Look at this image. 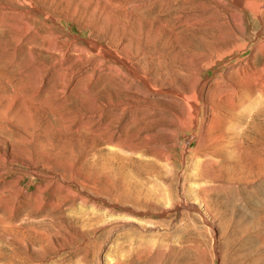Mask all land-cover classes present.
Listing matches in <instances>:
<instances>
[{
  "label": "rangeland",
  "instance_id": "obj_1",
  "mask_svg": "<svg viewBox=\"0 0 264 264\" xmlns=\"http://www.w3.org/2000/svg\"><path fill=\"white\" fill-rule=\"evenodd\" d=\"M263 2L0 0V264H264V128L247 137L264 127V37L249 77L214 69L209 125L173 139L147 120L170 107L120 109L135 77L103 67L142 49L191 66L190 84L205 51L176 21L208 23L216 54L235 21L255 37Z\"/></svg>",
  "mask_w": 264,
  "mask_h": 264
},
{
  "label": "bare ground",
  "instance_id": "obj_2",
  "mask_svg": "<svg viewBox=\"0 0 264 264\" xmlns=\"http://www.w3.org/2000/svg\"><path fill=\"white\" fill-rule=\"evenodd\" d=\"M258 6L264 10V2ZM175 7L178 8L179 6L175 5ZM259 19L260 24L264 22L263 17H260ZM177 21L176 30L182 36L184 45L192 51H205L202 59L200 58L201 60L200 63H198V68H194L195 70L193 72L191 71L193 74L192 76L195 78L190 84L185 85L183 83L185 80L183 79L186 74L189 75L190 70H192L191 66L190 68L188 66L183 67L175 61L177 58L174 60L169 57L167 59L159 56H152L150 53H147L142 49L138 50L135 55L126 57L118 53L115 54L116 49L109 48V46L106 51L110 56H112V54L115 55L108 59L107 64H103L104 68L107 67L112 69L115 67V62L113 61H120L121 67L126 64L127 68L135 77L133 78L131 76V82L126 81V78L124 77L126 75L121 78L124 90L117 92L120 109L123 110L124 107L146 108L149 107V105H164L170 107V113L173 114L174 119L165 120V118H160L156 116V114H152L147 120L151 121L152 127L156 130L169 132V136L172 139L180 132L191 130L197 132L196 129H198V127L201 126L204 128L209 125L210 114L213 110L211 88L213 81L215 80L213 74L214 69L216 72L219 65H226L229 61L235 60L234 64L237 65L232 66L230 72L238 73L242 78H245V76L246 78L249 77L250 73H248L249 69L246 64L251 63V61L244 62L243 53L250 48L255 49L258 36L264 37V23L259 27V32L254 37L253 35L248 34L246 27H241L240 23L235 21L232 23L231 36L229 35L230 44L216 51V54H212L210 46L212 45L214 33L208 23L191 21L179 25V22ZM120 52L122 51L120 50ZM123 68L124 67H122V71ZM123 72L126 71L124 70ZM240 90L239 82L234 84L232 89L233 93L235 95H240ZM252 93V95L262 98L264 101V86L253 88ZM169 96H171V99H169ZM261 113L264 114V111H257V114ZM188 119L191 120L190 124H185L184 121ZM124 122H126V120ZM252 128L253 129L248 130L247 137L251 140H255L263 133L264 127L254 123Z\"/></svg>",
  "mask_w": 264,
  "mask_h": 264
}]
</instances>
